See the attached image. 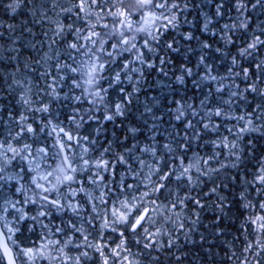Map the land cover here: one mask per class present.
<instances>
[{
    "label": "snow or ice",
    "instance_id": "snow-or-ice-1",
    "mask_svg": "<svg viewBox=\"0 0 264 264\" xmlns=\"http://www.w3.org/2000/svg\"><path fill=\"white\" fill-rule=\"evenodd\" d=\"M0 264H264V0H0Z\"/></svg>",
    "mask_w": 264,
    "mask_h": 264
}]
</instances>
